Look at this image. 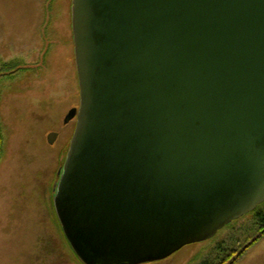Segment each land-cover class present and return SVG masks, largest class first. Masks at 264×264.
<instances>
[{
  "label": "water",
  "instance_id": "95a60500",
  "mask_svg": "<svg viewBox=\"0 0 264 264\" xmlns=\"http://www.w3.org/2000/svg\"><path fill=\"white\" fill-rule=\"evenodd\" d=\"M71 30L53 206L83 264L164 260L264 203V0H71Z\"/></svg>",
  "mask_w": 264,
  "mask_h": 264
},
{
  "label": "rangeland",
  "instance_id": "374dc122",
  "mask_svg": "<svg viewBox=\"0 0 264 264\" xmlns=\"http://www.w3.org/2000/svg\"><path fill=\"white\" fill-rule=\"evenodd\" d=\"M78 106L71 0H0V264H83L53 206ZM145 264H264V232L246 214Z\"/></svg>",
  "mask_w": 264,
  "mask_h": 264
},
{
  "label": "trees",
  "instance_id": "16d2710c",
  "mask_svg": "<svg viewBox=\"0 0 264 264\" xmlns=\"http://www.w3.org/2000/svg\"><path fill=\"white\" fill-rule=\"evenodd\" d=\"M254 213L255 214L257 213L258 219L260 220V223H261V228L263 229V232H264V203L258 205L255 210H253L252 212H250L248 214H254ZM244 216H246V215H244ZM229 225H227V226H229Z\"/></svg>",
  "mask_w": 264,
  "mask_h": 264
}]
</instances>
